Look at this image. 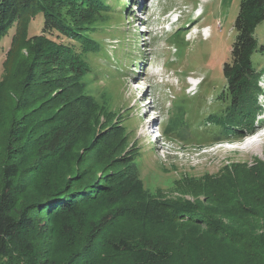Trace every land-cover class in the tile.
Segmentation results:
<instances>
[{
	"label": "trees",
	"instance_id": "obj_1",
	"mask_svg": "<svg viewBox=\"0 0 264 264\" xmlns=\"http://www.w3.org/2000/svg\"><path fill=\"white\" fill-rule=\"evenodd\" d=\"M112 1L0 0V49L13 31L7 61L20 47L28 49L18 75L22 90L12 118L4 123L7 133L1 142L0 264H183L197 240L205 244L193 262L206 258L210 264H264L262 161L234 165L218 178L188 182L194 202L182 198L163 203L148 198L141 184H127L129 173L120 176L131 160L113 156L126 133L118 125L100 133L91 150L96 157L107 154L98 161L99 170L107 158L123 165L118 174L96 175L86 182L76 174L58 177L88 133V114L95 105L87 90L94 75L88 56L99 55L104 46L92 34L101 25L98 20L112 10ZM40 15V33L30 37L29 23ZM263 21L264 0H241L236 38L223 66L226 88L220 97L225 108L210 116L222 127L215 141L241 137L243 124L254 130L262 89L252 58L259 47L256 29ZM259 50L264 53V46ZM9 87L8 82L0 84L6 94ZM39 106L47 114L35 119ZM49 171L57 172L56 180L36 191L33 181ZM31 191L35 193L28 198ZM203 192L206 204L199 199ZM154 218L167 224L165 231L155 230ZM131 221L133 229L127 227Z\"/></svg>",
	"mask_w": 264,
	"mask_h": 264
},
{
	"label": "rangeland",
	"instance_id": "obj_2",
	"mask_svg": "<svg viewBox=\"0 0 264 264\" xmlns=\"http://www.w3.org/2000/svg\"><path fill=\"white\" fill-rule=\"evenodd\" d=\"M113 1L112 10L98 20L101 25L92 34L104 46L99 55L88 56L94 75L87 90L95 101L88 114V133L77 143L70 162L58 171V177L76 174L86 182L96 175L101 179L118 174L123 165L107 158L103 160L106 166L99 170L98 161L107 154L96 157L97 153L91 151L94 143L97 146L100 133L118 125L124 126L126 133L120 150L113 156L122 154L131 160L120 176L129 173L127 184H141L148 198L155 201L184 198L194 202L188 182L218 178L237 164L264 162V137H260L258 146L247 147L249 142L241 140L252 131L243 124L241 137L216 143L215 134L222 127L214 123L215 117H210L218 116L225 108L220 97L226 88L223 66L230 59L236 38L234 23L241 0H131L129 4L128 0H118L120 4ZM42 23L41 15L30 21V37L40 33ZM13 32L2 41L0 49V84L8 82L10 86L8 94L6 88H0V166L4 160L1 142L7 133L4 123L12 118L13 104L18 103L22 90L18 75L28 59V49L20 47L7 61ZM256 38L259 47L252 59L260 72L258 85L262 89L257 99V116L261 114V119L256 117L253 124L257 131L264 125V53L259 50L264 46V21L256 29ZM11 90L14 94L9 98ZM46 114L40 106L33 111L35 119ZM171 127L175 131L168 133ZM257 133L264 134V130ZM80 169L84 173H78ZM56 175V171L40 173L33 181L35 190L42 192L56 180ZM34 193L31 191L27 197ZM199 199L207 201L204 192ZM151 223L155 230H166L167 224L159 219L154 218ZM134 226L132 221L127 224L129 229ZM203 244L195 241L187 260L180 250L183 264H210L206 258L201 263L191 260L202 255Z\"/></svg>",
	"mask_w": 264,
	"mask_h": 264
},
{
	"label": "bare ground",
	"instance_id": "obj_3",
	"mask_svg": "<svg viewBox=\"0 0 264 264\" xmlns=\"http://www.w3.org/2000/svg\"><path fill=\"white\" fill-rule=\"evenodd\" d=\"M206 34L208 35V32H206ZM262 130H264V125H263V127L259 128L257 131L255 129L250 135H248L247 137L242 139L241 142H243V141L244 142L245 141L249 142V144H248L249 146H247V147L258 146L259 143L261 142V140H260L261 138L260 137H264V134H260V133H257V132H260ZM223 141H225V140H223ZM226 141L229 142V141H234V140H230V139L227 140L226 139ZM214 142L219 143L220 141L217 140V141H214Z\"/></svg>",
	"mask_w": 264,
	"mask_h": 264
}]
</instances>
